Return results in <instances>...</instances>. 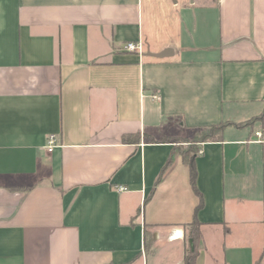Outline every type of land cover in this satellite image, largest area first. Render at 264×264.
Wrapping results in <instances>:
<instances>
[{"label": "crops", "instance_id": "obj_1", "mask_svg": "<svg viewBox=\"0 0 264 264\" xmlns=\"http://www.w3.org/2000/svg\"><path fill=\"white\" fill-rule=\"evenodd\" d=\"M263 110L264 0H0V264H184L254 117L194 264H264Z\"/></svg>", "mask_w": 264, "mask_h": 264}, {"label": "trees", "instance_id": "obj_2", "mask_svg": "<svg viewBox=\"0 0 264 264\" xmlns=\"http://www.w3.org/2000/svg\"><path fill=\"white\" fill-rule=\"evenodd\" d=\"M263 116H264V110L258 117L260 119ZM255 120L256 119L254 117L247 121H243L239 123L232 122V121H222L218 124L210 125L202 129V131L200 132V135L194 139V142L199 143V142L211 141V140H221L223 130L227 125L245 126V125L252 124ZM122 140L123 142H130L132 139L130 135H125L122 137ZM134 140H138V137L134 138ZM197 150H198L197 146L195 147L191 146L190 149H187L186 147V150L184 151H180L176 147H174L171 151L169 158L167 159L166 163L162 167L161 172L158 177V181H159L165 174L166 169L170 166L171 162L174 160V157L180 154L183 161H185L189 166L190 181H191L193 190L199 195V202L197 206L195 207V216L193 217V220L190 223H187L185 225V227L187 228L186 236H187V240L189 241V246L187 250L185 251L184 264H194L195 258L198 254L197 246H198V242L200 238V234H199L200 222L198 221L196 217V212L201 208L203 202H202L201 193L198 191L196 184H195L196 166H195V161H194V153H196Z\"/></svg>", "mask_w": 264, "mask_h": 264}, {"label": "built area", "instance_id": "obj_3", "mask_svg": "<svg viewBox=\"0 0 264 264\" xmlns=\"http://www.w3.org/2000/svg\"><path fill=\"white\" fill-rule=\"evenodd\" d=\"M124 49L126 51L136 52V53L141 54L143 52V45H142V43L140 41H138V42L130 41V42H127V43L124 44ZM255 135L258 136V137H261L262 133H261V131H255ZM54 143H55L54 136L51 135L49 137L48 142H47V150L50 151L53 148ZM118 189L119 190H125L126 187L125 186H119Z\"/></svg>", "mask_w": 264, "mask_h": 264}, {"label": "rangeland", "instance_id": "obj_4", "mask_svg": "<svg viewBox=\"0 0 264 264\" xmlns=\"http://www.w3.org/2000/svg\"><path fill=\"white\" fill-rule=\"evenodd\" d=\"M175 140L177 141L175 147L180 151L186 150V147L187 149H190L191 146L192 147L198 146V143L194 142V138L189 137L188 139L187 138L183 139L182 137H175Z\"/></svg>", "mask_w": 264, "mask_h": 264}, {"label": "water", "instance_id": "obj_5", "mask_svg": "<svg viewBox=\"0 0 264 264\" xmlns=\"http://www.w3.org/2000/svg\"><path fill=\"white\" fill-rule=\"evenodd\" d=\"M172 52L171 48H165L160 52H151V51H147L145 54L149 55V56H154V57H165L168 56L170 53Z\"/></svg>", "mask_w": 264, "mask_h": 264}]
</instances>
